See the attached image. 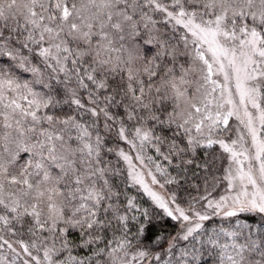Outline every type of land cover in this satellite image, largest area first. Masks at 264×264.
Here are the masks:
<instances>
[{
  "label": "snow or ice",
  "instance_id": "obj_1",
  "mask_svg": "<svg viewBox=\"0 0 264 264\" xmlns=\"http://www.w3.org/2000/svg\"><path fill=\"white\" fill-rule=\"evenodd\" d=\"M150 12L163 13L174 28L182 26L185 33L180 39L185 47L189 34L191 43L197 45L193 49L194 61L202 62L199 71L203 83L195 89L196 94L189 95L187 88L182 90L179 86L190 84L185 79L189 69L181 66L184 75L177 78L174 67L157 63L165 55L172 56L174 62L175 47L169 50L167 42L160 41L162 48L155 56L149 59L140 54L136 39L141 31H158L157 21ZM155 42H158L156 36L146 41ZM36 58L38 63L33 62ZM5 59L6 65L0 63V106L3 108L0 111L3 118L0 224L11 225L13 221L23 224L24 218L30 217L27 232L35 239L16 241L20 248L17 251L0 236L3 241L0 248L7 245L17 259L23 256L21 264H140L150 255L160 261L159 254H150L147 248L133 243L137 240L142 244L141 237H146L148 224L138 223L135 234H131L129 224L137 217H130L127 212L136 206L129 200L122 213L113 202L118 193L104 178L108 169L102 166L103 138L98 131L93 138L90 130L98 127L96 121L101 116L105 129H110L109 121L119 122L118 135L136 147L126 135L124 121L137 119V109L146 110V116L139 117L141 121L176 123L189 134L188 144L193 151L206 141L208 146L219 144L229 154L231 163L223 179L231 194L207 201L213 215L249 214L264 218V138L255 126L258 120L260 130H264V107L260 104L264 99V0H0V61ZM140 62L142 66L137 68ZM15 68L32 73L35 79L31 83L41 84L52 94L35 91L28 81L20 82L13 75ZM120 74H126V86L104 94L110 89L109 77ZM142 74H146L147 80L141 78ZM214 75L222 76L224 83L213 79ZM232 82L238 103L229 86ZM163 88H171L172 96L159 97V103L162 105L166 99L176 101L166 119L156 114V111L163 114V107L153 110L156 98L150 95L160 94ZM6 89L15 92V98H7ZM217 89L219 98L213 95ZM61 93L70 100L57 99ZM85 99L87 105L83 102ZM124 99H129L131 106ZM61 102L75 105L76 114L60 118L41 112ZM249 104L258 110V116L248 110ZM113 106L123 107L125 115H114ZM85 114L96 119L91 124L77 119ZM233 116L248 129L254 155L249 154L252 149L245 147L242 133L230 142L212 138L217 130H227ZM177 117L183 122L177 123ZM189 123L192 127H186ZM57 125L61 127L58 129ZM193 129L204 141L190 135ZM134 133L141 147L153 139L151 130L136 127ZM176 147L173 141L171 149L175 151ZM156 151L160 149L157 147ZM22 154H26L23 163L20 162ZM119 155L134 168L128 154L121 150ZM137 158L143 164V157L137 154ZM156 168L163 171L159 164ZM132 178L143 185L144 191L168 217L189 222L191 226L186 227L183 240L198 239L194 234L203 227L202 221L210 219L207 213L190 208L188 211L196 218L193 222V217L175 204L174 198L173 209L154 192L142 173H134ZM97 180L103 186H98ZM152 182L158 183L154 175ZM143 214L147 216L146 210ZM114 229L121 230V235L116 237L113 232V238L109 239L107 234ZM71 231L78 233V240L71 238ZM44 232L50 235H42ZM241 236L243 242L239 240ZM222 237H231V243H222ZM206 243L218 258V264H264V230L254 235L248 223L239 224L231 231L214 230ZM173 247L170 243L169 254ZM77 248L86 249L87 254L73 255ZM132 248L136 251L130 252ZM33 249L37 255H33ZM202 255L193 244L190 251L181 250V259L176 264H187L184 257L192 256L196 260ZM165 264L172 261L167 260Z\"/></svg>",
  "mask_w": 264,
  "mask_h": 264
},
{
  "label": "trees",
  "instance_id": "obj_2",
  "mask_svg": "<svg viewBox=\"0 0 264 264\" xmlns=\"http://www.w3.org/2000/svg\"><path fill=\"white\" fill-rule=\"evenodd\" d=\"M167 2V0H165ZM147 10V9H146ZM153 19L157 21L156 30L151 32L141 31L140 37L136 39V44L139 47L140 54L148 57L149 59L156 55L157 52L161 51L162 45L160 41H166L167 47L171 50L175 47V61L173 62L172 56H161L157 63H161L167 67H174L175 77H180L184 75L181 71V66L185 69H189L188 74L185 79L190 81L189 85H179L181 89L187 88L189 95H194L195 89L203 83L201 76L202 73L199 71L203 67L202 62L194 61V47L191 43V37L189 35V43L185 47L183 41L180 39L184 35L185 30L182 26L173 27L172 23L165 20L163 13H151ZM23 23V21H21ZM142 27V26H141ZM151 25L149 28L151 29ZM150 36L158 37V42L148 44L146 41ZM34 63L39 62V58L33 60ZM0 63L7 64V60H2ZM143 62L137 63L136 67L142 66ZM13 75L20 81L30 82L32 88L44 94H52L49 89L44 88L41 84L31 83L35 78L32 73L24 72L23 69L15 68L13 70ZM142 79L147 80L146 74L141 75ZM110 89L104 94H109L112 89H122L126 86L127 78L126 74H120L115 77H109ZM178 82V81H177ZM157 84L159 81L156 82ZM71 86V85H70ZM136 85H134L135 87ZM82 97H86V93L81 92ZM155 97L156 100L153 103V110L163 107L165 109L164 113L161 114L156 111L157 115L161 116V119H166L167 112L172 111L175 107L176 101L174 99H166L161 105L159 103V97L167 95L172 96L171 88H163L160 94L152 92L150 94ZM217 97V93L213 94ZM7 98H15L16 93L10 89H6ZM31 98V97H30ZM120 97H118L119 99ZM57 99L63 101L66 99L70 100V97L64 93L57 96ZM7 102V100L5 101ZM26 104V101H21ZM87 105L86 99L83 100ZM147 102V101H146ZM124 103L131 106V101L129 99H124ZM261 107H264V99L260 101ZM103 106V105H101ZM180 109H177L179 111ZM0 111H3L2 106H0ZM111 111L114 115L123 117L125 115V109L123 107L113 106ZM42 113L54 114L57 117L64 118L69 115L76 114L75 105L69 103L61 102L55 107L49 109H42ZM138 117L134 120H125L126 135L129 140H133L136 147H132L126 140L122 139L118 135L119 122L113 123L109 121L111 125L110 129H105L104 118L101 116L96 122L98 127L96 129H90L93 132V138L97 131L103 138L104 147L101 151L102 166L107 168L108 171L105 174V179L108 180L112 190L118 193L117 197H113V202L119 205L121 212L123 213L127 209V201L132 200L135 204L134 209H129L127 214L131 216H136V221H131L129 228L131 229V234H135L136 226L138 223H147V234L146 237H141L142 244L137 240L133 243L137 247H145L149 250L150 254H159L160 261H155L152 259V255L140 264H165V261L171 260L172 264H176L177 261L181 259V250H191L192 245L195 244L197 249L203 253L202 256L193 260L192 256L184 257V261L187 264H218V258L212 254L211 247L206 243L207 237L212 235L213 231H219L221 228L227 229L229 231L234 230L239 227V224L248 223L252 226L253 234L256 235L258 231L264 230V218L259 215H249L241 214L237 217H225L219 215H213V210L210 212V219L205 220L203 227L198 230L194 236L198 239H193L189 237V240H182L181 233V220H176L168 217L167 214L156 205V203L149 197L137 184H135L129 177L123 158L119 155L121 150H129L134 152L136 149L139 151L141 157H143L144 162L152 169L156 179L168 190L169 194L175 199V203L183 208L191 207H201L204 205L209 197L214 196L222 188L223 182V163L225 160V152L219 144H213L208 146L204 137L199 134H195L193 131L190 133L191 136L196 137L198 140L204 141L200 145L195 147V151L188 144V135L184 132V129L178 128L176 123L160 124L157 121L144 120L141 121L139 117L146 116V110L137 109ZM78 120L83 123L91 124L96 118L90 116V114H85L83 116H77ZM183 121L177 117V123H182ZM233 124L232 119L229 120V126ZM47 127V124L44 125ZM61 126L57 125L59 129ZM136 127H141L144 130H151L153 139L151 142L146 141L141 147L139 138L135 136L134 129ZM186 127H192L189 123ZM3 131V118L0 117V132ZM225 130H217L213 134L215 137H223ZM75 136V133H72ZM155 137H160L161 139L157 141ZM261 137L264 138V130H261ZM67 139V137H66ZM219 139V138H218ZM175 142L176 149L173 151L171 149L172 142ZM75 147V144H73ZM160 151L157 152L156 148ZM107 149H112V151H107ZM134 149V150H133ZM183 149V151H180ZM24 155L22 154L21 163H23ZM167 156L168 159H164ZM191 160L192 163L188 164L187 161ZM159 164L163 171H158L156 165ZM207 166V167H205ZM58 171V170H53ZM215 177L216 179H213ZM172 180L171 183H168ZM98 186H103L102 181L97 180ZM206 198V199H205ZM147 212V216L143 213ZM111 218V217H109ZM150 221V222H149ZM31 223L30 217H25L23 224L13 221L11 225L0 224V236H3L5 240L12 243L13 248L20 251L19 245L16 243L18 240L30 241V239H35L27 232V227ZM115 224V221H113ZM12 228L14 231H9ZM113 232L116 237L121 235V230H110L108 232V238H113ZM44 236L50 235L47 232L42 233ZM71 238L78 240L79 236L76 231H71ZM129 238H132L130 235ZM175 238V239H174ZM231 237H222V243H231ZM240 242H243L244 237H239ZM201 242L203 243V248H201ZM3 243V241H0ZM172 243L175 247L172 248L171 254L168 253L169 244ZM57 246L59 243L57 242ZM33 255H37L35 249L32 250ZM136 248L130 249V252H135ZM73 255H86V249H74ZM41 260L43 259L42 253L39 254ZM24 257L22 256L21 259ZM21 259L16 258V253L12 249L5 245L0 248V264H11L15 261V264H21ZM135 264V262H134Z\"/></svg>",
  "mask_w": 264,
  "mask_h": 264
},
{
  "label": "rangeland",
  "instance_id": "obj_3",
  "mask_svg": "<svg viewBox=\"0 0 264 264\" xmlns=\"http://www.w3.org/2000/svg\"><path fill=\"white\" fill-rule=\"evenodd\" d=\"M190 35V34H189ZM191 37V36H190ZM206 55L207 56H210V53H206ZM213 79H218L219 81H220V83L221 84H223L224 83V81H223V78H222V76H218V75H214L213 76ZM231 88H232V90H233V98L235 99V100H237V103H238V95L236 94V92H235V86H234V82H232L230 85H229ZM219 92H220V90L219 89H217V91H216V93H217V98H219ZM212 110H213V112H215L217 109H216V107H215V104H213L212 106ZM225 107H228L227 105L225 106ZM248 110L250 111V112H252L253 113V115L254 116H258L259 115V113H258V110L257 109H254V108H252V106H251V104H249V106H248ZM240 113H241V116L243 115V109L242 108H240ZM200 117H199V115H197V119H199ZM230 119H232V121H233V124H231V126H229L228 127V129L225 131V133H224V136L223 137H218L219 139H224L226 142H230L231 140H233V139H237L238 138V136L242 133L243 134V142H244V145H245V147H247V148H249V149H252V151L249 153L250 155H254V149H253V145H252V137H251V135L249 134V132H248V129L247 128H245L244 127V125L243 124H241V122L239 121V120H237V118L235 117V116H233V117H231ZM229 119V120H230ZM206 124L208 123V121H206L205 122ZM192 124V123H191ZM255 126L257 127V129H258V131H260V135H261V130H260V125H259V121L258 120H256V122H255ZM205 131H206V129H205ZM195 134H198V133H196L195 132V130L193 131ZM216 135H214L213 134V139H218L217 137H215ZM222 148V147H221ZM134 149H135V147H134ZM133 149V150H134ZM223 149V148H222ZM124 152L126 153V154H128L131 158H132V165L134 166V168L133 167H129V163H128V161H126V160H124L123 159V161H124V163H125V166H126V169H127V172H128V175H129V177H130V179L135 183V184H137L143 191H144V187H143V185H141V184H139V183H137L136 181H134L133 180V178H132V176H133V174L135 173V174H143V178H144V180H145V182L149 185V187L154 191V192H156V193H158L160 196H162L166 201H168L169 202V206L170 207H173V209L175 208V205H173L172 203H171V201H172V199H173V197H172V195L171 194H169V192H168V190L163 186V187H161V183L158 181V183H153L152 182V175H154V173L152 172V169L144 162V159H143V164H141V161H140V159H138L137 158V154H139V156H141L140 155V153H139V151L136 149L134 152H131V151H129V150H124ZM225 152V151H224ZM225 160H224V163H223V166H222V169H223V177H224V175H225V173H226V170L228 169V167H229V164L231 163V161H230V159H229V154L228 153H226L225 152ZM123 158V157H122ZM253 163L254 164H256L257 166H258V162H256V161H253ZM245 166H247V161H245ZM233 167H235L234 165H233ZM149 172H151V175H149ZM155 176V175H154ZM145 192V191H144ZM146 194H147V192H145ZM229 194H231V190L228 188V183H227V181H225L224 179H223V182H222V188H221V190L219 191V192H217V194L216 195H214V196H211V197H209V199L208 200H219V198H220V196H222V195H229ZM148 195V194H147ZM149 196V195H148ZM150 197V196H149ZM152 199V198H151ZM207 200V201H208ZM176 204V203H175ZM157 205V204H156ZM158 206V205H157ZM181 208H183V207H181ZM187 212H188V214L190 215V216H192L193 217V222H196V218H195V216H194V213L193 212H191V211H188L189 209H187V208H184ZM191 209H194L195 211H199V212H201L202 214H205V213H207L209 216H210V212L209 211H212V209H208L207 208V202L204 204V205H202L201 207H191ZM163 210V209H162ZM164 211V210H163ZM165 212V211H164ZM219 216H223L222 214H220ZM204 222L205 221H202L201 223L202 224H204ZM188 226H191L190 224H189V222H187V221H183L182 219H181V228H182V233H181V237L180 238H182V236L184 235V232H185V229H186V227H188ZM183 240V239H182Z\"/></svg>",
  "mask_w": 264,
  "mask_h": 264
}]
</instances>
